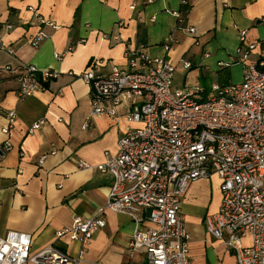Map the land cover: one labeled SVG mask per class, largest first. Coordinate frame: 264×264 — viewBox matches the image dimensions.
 <instances>
[{"label": "crops", "instance_id": "1", "mask_svg": "<svg viewBox=\"0 0 264 264\" xmlns=\"http://www.w3.org/2000/svg\"><path fill=\"white\" fill-rule=\"evenodd\" d=\"M36 15L57 28L39 25ZM7 24L12 28L6 30ZM188 27L195 32L184 31ZM39 30L46 37L34 48L29 39ZM241 32L245 33L241 48L257 44L246 61L251 62L264 40V0H0V36L15 50L11 55L0 48V144L6 138L11 142V149L0 158V235L29 233L32 251L53 244L75 254L78 244L67 236L56 239L55 231L70 226L74 216H91L103 206L112 176L79 164L95 166L116 152L118 138L128 126L124 118L128 104L122 100L113 118L89 116L91 89L78 74L93 60H100L95 72H107L113 64L126 63L127 45L142 47L174 64L175 87L197 86V93H205L201 77L216 82L222 70L242 66ZM169 36L174 41L166 50ZM182 60L191 66L185 67ZM28 64L51 68L58 75L44 90L20 98L18 78ZM10 110L16 119L4 135L1 128ZM41 117L46 123L28 133L31 123ZM86 121L89 126H84ZM221 197L216 174L191 181L182 196L190 264H237L234 252L205 229L204 217L218 210ZM100 216L105 226L92 235L85 264L127 261L125 244L135 224L127 215L108 209ZM249 239L246 236L243 242ZM133 261L147 264L143 255Z\"/></svg>", "mask_w": 264, "mask_h": 264}, {"label": "built area", "instance_id": "2", "mask_svg": "<svg viewBox=\"0 0 264 264\" xmlns=\"http://www.w3.org/2000/svg\"><path fill=\"white\" fill-rule=\"evenodd\" d=\"M175 16L181 17L178 12ZM35 19L39 25L57 28L40 15ZM184 31L195 32L192 27ZM244 34L239 38L241 80L225 86L213 82L209 96L200 99L195 97L199 87L173 85L175 66L168 58L151 56L142 47L127 45L123 66L113 64L107 72H95L100 62L95 59L80 72L78 76L91 89L89 116L113 118L122 100L128 104L124 116L128 126L118 138L116 152L95 166L79 164L110 173L106 200L93 215L74 216L70 226L55 231L56 239L67 236L78 244L75 254L53 244L32 251L31 234L9 231L0 235V264H85L92 235L105 226L100 216L105 209L125 214L135 224L125 244L129 259L121 264H136L137 255H143L147 264H190V234L180 211L181 199L191 181L211 174L220 178L222 197L218 210L204 217L206 231L234 252L237 264H264V42L254 60L246 62L257 44L241 48ZM45 37L39 30L29 41L37 48ZM173 41L169 36L164 48L169 49ZM0 48L15 54L1 36ZM182 64L191 66L185 60ZM57 75L51 68L26 65L18 78V96L44 90ZM15 119L10 110L1 128L4 135ZM46 121L45 117L35 120L28 133L39 130ZM10 149L6 138L0 144V158ZM246 236L248 243L243 242Z\"/></svg>", "mask_w": 264, "mask_h": 264}, {"label": "rangeland", "instance_id": "3", "mask_svg": "<svg viewBox=\"0 0 264 264\" xmlns=\"http://www.w3.org/2000/svg\"><path fill=\"white\" fill-rule=\"evenodd\" d=\"M219 71V70H218ZM241 71H242V66L241 64H236L233 65L227 69H224L221 71H219L220 73V79H216L214 81L218 82V83H224V82H238L241 80ZM211 79V78H210ZM203 87L206 89L205 93H197L195 94V97L200 99L202 97L205 96H209L210 94V88H211V83L213 82V80H209V79H205L204 77H201L200 79Z\"/></svg>", "mask_w": 264, "mask_h": 264}, {"label": "trees", "instance_id": "4", "mask_svg": "<svg viewBox=\"0 0 264 264\" xmlns=\"http://www.w3.org/2000/svg\"><path fill=\"white\" fill-rule=\"evenodd\" d=\"M262 42H264V40Z\"/></svg>", "mask_w": 264, "mask_h": 264}]
</instances>
